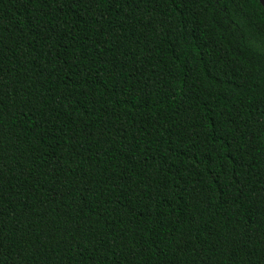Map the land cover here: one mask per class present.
<instances>
[{
  "label": "trees",
  "instance_id": "trees-1",
  "mask_svg": "<svg viewBox=\"0 0 264 264\" xmlns=\"http://www.w3.org/2000/svg\"><path fill=\"white\" fill-rule=\"evenodd\" d=\"M0 264H264L259 0H0Z\"/></svg>",
  "mask_w": 264,
  "mask_h": 264
},
{
  "label": "water",
  "instance_id": "water-1",
  "mask_svg": "<svg viewBox=\"0 0 264 264\" xmlns=\"http://www.w3.org/2000/svg\"><path fill=\"white\" fill-rule=\"evenodd\" d=\"M262 4V6L264 7V0H259Z\"/></svg>",
  "mask_w": 264,
  "mask_h": 264
}]
</instances>
